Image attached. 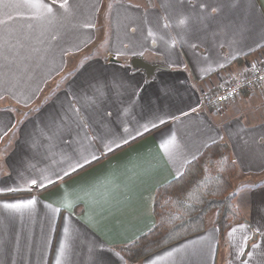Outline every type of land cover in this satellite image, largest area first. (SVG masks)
<instances>
[{"label":"crops","instance_id":"0c3cea01","mask_svg":"<svg viewBox=\"0 0 264 264\" xmlns=\"http://www.w3.org/2000/svg\"><path fill=\"white\" fill-rule=\"evenodd\" d=\"M263 64L264 0H0V264H127L157 190L221 141L244 222L141 264H264V86L203 107Z\"/></svg>","mask_w":264,"mask_h":264},{"label":"trees","instance_id":"16d2710c","mask_svg":"<svg viewBox=\"0 0 264 264\" xmlns=\"http://www.w3.org/2000/svg\"><path fill=\"white\" fill-rule=\"evenodd\" d=\"M237 175L239 168L230 144L221 141L210 145L180 177L157 190L154 228L119 250L127 264H141L148 257L203 233L212 215L213 227L224 241L231 227L244 222L236 204Z\"/></svg>","mask_w":264,"mask_h":264},{"label":"built area","instance_id":"2783aa9c","mask_svg":"<svg viewBox=\"0 0 264 264\" xmlns=\"http://www.w3.org/2000/svg\"><path fill=\"white\" fill-rule=\"evenodd\" d=\"M264 86V64L260 65L241 80L224 83L216 92L203 99V107L212 110L227 104L244 92H252Z\"/></svg>","mask_w":264,"mask_h":264},{"label":"rangeland","instance_id":"374dc122","mask_svg":"<svg viewBox=\"0 0 264 264\" xmlns=\"http://www.w3.org/2000/svg\"><path fill=\"white\" fill-rule=\"evenodd\" d=\"M128 1V0H127ZM129 1H133V2H142V0H129ZM110 2L107 1L103 7V12H102V17L100 18L99 22L100 24L107 19V14H108V9H109V4ZM100 37L103 38V41H106L107 39V31L103 30V32H101ZM95 54V55H105L106 54V48H105V43L102 42L100 45H96V47H93L89 50H87V52L82 55L81 57H77V58H72L68 60V66H67V71L65 72L64 75H62L61 77H59V79H57L53 85H51L49 88H47V90L45 92H43V95L41 96V98L39 99L37 106H40L42 103H44V101H46L49 97L50 94L53 91H57L62 84L64 83V80L69 77V74H71V72H73L74 70H76V68L81 64V62H83L85 60V57H90L91 54ZM34 108L31 110H27V111H23V115L27 116L30 115L33 112ZM235 190L236 193H238L240 191V184H239V178L235 179ZM237 204V203H236ZM214 220V215H212L209 218L208 224H211Z\"/></svg>","mask_w":264,"mask_h":264},{"label":"water","instance_id":"95a60500","mask_svg":"<svg viewBox=\"0 0 264 264\" xmlns=\"http://www.w3.org/2000/svg\"><path fill=\"white\" fill-rule=\"evenodd\" d=\"M131 65L135 69L145 70L148 77L153 76L156 70L162 69L159 66H152V65H150V64H148V63H146V62H144L143 60H140V59L133 60L131 62Z\"/></svg>","mask_w":264,"mask_h":264},{"label":"snow or ice","instance_id":"6c2138e0","mask_svg":"<svg viewBox=\"0 0 264 264\" xmlns=\"http://www.w3.org/2000/svg\"><path fill=\"white\" fill-rule=\"evenodd\" d=\"M125 143H127V141H125ZM120 147V145L118 144L117 145V148H119ZM113 151V149L112 148H109V152H112ZM93 159H98V158H96V157H93ZM85 163H90V161H87V158H85ZM81 167H83V165H81ZM75 170V169H74ZM68 173H65V175H67ZM33 183H36V181L35 180H33ZM62 191H66V189H62ZM31 203V202H30Z\"/></svg>","mask_w":264,"mask_h":264}]
</instances>
